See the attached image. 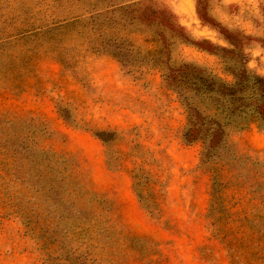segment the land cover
<instances>
[{"label": "rangeland", "instance_id": "374dc122", "mask_svg": "<svg viewBox=\"0 0 264 264\" xmlns=\"http://www.w3.org/2000/svg\"><path fill=\"white\" fill-rule=\"evenodd\" d=\"M240 57L264 0H0V264H264V132L186 142L163 76Z\"/></svg>", "mask_w": 264, "mask_h": 264}, {"label": "trees", "instance_id": "16d2710c", "mask_svg": "<svg viewBox=\"0 0 264 264\" xmlns=\"http://www.w3.org/2000/svg\"><path fill=\"white\" fill-rule=\"evenodd\" d=\"M154 14L149 13L148 18ZM173 28L180 34L179 44H194L179 24ZM237 62L236 70L226 67L233 76L232 83L187 62L163 70L164 78L176 84L187 111L185 141H202L206 152L226 147L225 131L231 124L241 131L255 122L264 132V77L254 74L244 58Z\"/></svg>", "mask_w": 264, "mask_h": 264}]
</instances>
